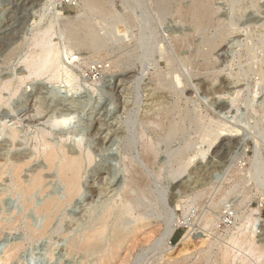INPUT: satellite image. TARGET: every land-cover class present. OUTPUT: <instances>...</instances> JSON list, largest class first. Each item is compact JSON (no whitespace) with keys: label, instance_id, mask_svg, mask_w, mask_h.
I'll return each mask as SVG.
<instances>
[{"label":"rangeland","instance_id":"rangeland-1","mask_svg":"<svg viewBox=\"0 0 264 264\" xmlns=\"http://www.w3.org/2000/svg\"><path fill=\"white\" fill-rule=\"evenodd\" d=\"M42 1L16 8L12 0H0V26L14 16L20 27L0 52V172L5 168L0 256L14 243L23 246L13 264H99L104 249L84 252L70 246L116 204L120 213L114 208L110 225L118 221L125 232L133 224L143 227L121 249L116 245L107 264H223L221 252L238 251L227 238L241 226L240 217L260 209L264 220V197L247 170L256 150L264 157V0H206L210 15L202 22L194 12L197 0H100L103 9L93 6L95 0ZM42 43L60 50L62 67L54 74L53 68L42 75L27 70L28 62L43 54ZM66 72L76 79L72 84L65 81ZM118 76L128 80L121 83ZM220 97L229 105L223 112L215 104ZM63 118L67 126L55 128L54 122ZM223 124L235 129L226 132L232 137L224 142L230 143L225 160L213 155L220 151ZM52 146L85 160L82 194L69 204L56 167L51 170L44 156ZM20 163L23 184L31 183L34 174L43 175L42 187L30 195L15 183L13 169ZM104 163L110 172L101 181L97 171ZM200 165L210 169L207 180ZM108 173L113 174L111 184ZM135 173L141 174L140 183L128 185ZM47 198L66 203L48 217L43 211ZM185 219L190 226L183 224ZM207 219L213 226L205 232ZM27 225L48 230L30 240ZM170 227L177 228L171 250L162 240ZM193 227L199 237L188 246L179 244ZM109 232L104 246L113 241ZM256 236V241L262 238ZM242 252L247 264L251 255Z\"/></svg>","mask_w":264,"mask_h":264},{"label":"bare ground","instance_id":"bare-ground-1","mask_svg":"<svg viewBox=\"0 0 264 264\" xmlns=\"http://www.w3.org/2000/svg\"><path fill=\"white\" fill-rule=\"evenodd\" d=\"M13 2L11 3V4H13V6H15L16 8H17V6H21V5H23V4H25V3H28V2H30V1H34V0H12ZM42 1V0H41ZM44 1V0H43ZM42 1V2H43ZM90 1V0H89ZM188 1V0H187ZM193 1V0H192ZM198 2L196 3V4H194L195 6H194V12L196 13V15H197V17L199 18V21L200 22H202V21H206V19H207V15H206V13L207 12H209V11H207L208 9H206L208 6H206V0H197ZM210 1V0H209ZM38 2V1H37ZM36 2V3H37ZM39 2H40V0H39ZM90 2H92V1H90ZM102 2V1H101ZM101 2H100V0H95L94 1V3H93V6L95 5V6H97V7H100L101 6ZM180 2V1H179ZM195 2V1H194ZM193 2V3H194ZM33 3V2H32ZM163 4V3H162ZM166 4V3H165ZM207 4H209V3H207ZM172 5V4H171ZM178 5V4H177ZM210 5V4H209ZM37 6V5H36ZM186 6V5H185ZM185 6H183V7H185ZM103 6H101V8H102ZM187 7V6H186ZM101 8L99 9V10H101ZM179 8V7H178ZM13 9H14V7H13ZM94 9V8H93ZM103 9V8H102ZM211 9V8H210ZM209 9V10H210ZM17 10V9H16ZM96 10H98V9H96ZM216 10H217V7H216ZM102 11V10H101ZM179 11V10H178ZM210 11H212V10H210ZM191 12V11H190ZM219 12V11H218ZM263 12V11H262ZM10 13H12V12H10ZM222 13V12H221ZM227 13V12H226ZM177 14V13H176ZM175 14V15H176ZM182 14V13H181ZM192 14V13H191ZM208 14V13H207ZM12 15V14H11ZM208 15H210V13L208 14ZM227 15V14H226ZM264 15V14H263ZM9 16V15H8ZM13 16V15H12ZM180 16V15H179ZM175 17V16H174ZM183 17V16H182ZM185 17V16H184ZM176 18V17H175ZM180 18V17H179ZM16 18L13 16V17H10V19L8 20V22H6L5 24H3L2 26H0V52H1V50H3V48L6 46V44L8 43V41L14 36V34L18 31L19 32V30H18V28H20L19 26H18V23L16 22V20H15ZM24 20V19H23ZM27 20V19H26ZM177 20H178V18H177ZM181 20V19H180ZM194 20V19H193ZM223 20V19H222ZM253 20V19H252ZM264 20V19H263ZM174 21V20H173ZM211 21V20H210ZM215 21V20H214ZM221 21V20H220ZM24 22V21H23ZM249 22V21H248ZM247 22V23H248ZM192 23V22H191ZM207 23V22H206ZM249 23H251V19H250V22ZM254 23V22H253ZM25 24H26V22H25ZM175 24V23H174ZM177 24V23H176ZM199 24V23H198ZM256 24V23H255ZM23 25V24H22ZM193 25V24H192ZM203 25H204V22H203ZM174 26V25H173ZM176 26V25H175ZM205 26V25H204ZM203 26V27H204ZM208 26V25H207ZM210 26V25H209ZM191 28V27H190ZM208 28V27H207ZM49 29V28H48ZM180 29V28H179ZM182 29V28H181ZM200 29V28H199ZM209 29V28H208ZM188 30V29H187ZM195 30V29H194ZM192 31V30H191ZM45 32V31H44ZM167 32V31H166ZM175 32V31H174ZM197 32V31H196ZM199 32H200V30H199ZM244 32V31H243ZM46 33V32H45ZM49 33V32H48ZM195 33V32H194ZM202 33V32H201ZM47 34V33H46ZM205 34V33H204ZM186 35V34H185ZM199 35V34H198ZM263 35V34H262ZM173 36H175V35H173ZM187 36V35H186ZM196 36V35H195ZM40 37V36H39ZM176 37V36H175ZM178 37V36H177ZM185 37V36H184ZM200 37V36H199ZM17 38H19V37H17ZM172 38V37H171ZM178 38H180V37H178ZM191 38H193V37H191ZM195 38V37H194ZM194 38H193V40H194ZM226 38V37H225ZM184 39V38H183ZM35 40H36V38H35ZM186 40V39H185ZM189 40H190V37H189ZM14 41H16V40H14ZM13 41V42H14ZM44 41V40H43ZM42 41V42H43ZM52 41V40H51ZM12 42V43H13ZM46 42V41H45ZM36 43H37V40H36ZM35 43V44H36ZM40 44H41V42H40ZM50 45H48V44H46L45 43V45L42 43V47L44 48V50L41 48V47H39V48H41L42 49V51H43V54H38V56H39V58H38V60H35L34 58H32V59H34V60H31L30 62H28V64H27V70L29 69L30 70V73L31 72H34L33 74H35L36 75V73H39V74H37V75H42L41 74V72L42 73H44L45 71H50L52 68H53V72H51V73H53L54 74V72H56V70H58L59 69V66H61L62 67V65H59L60 64V59H61V57L62 56H60L61 55V53L59 52L60 50H58V47L56 48L55 46H53L51 43H49ZM175 44V43H174ZM191 44V43H190ZM186 45V44H185ZM13 46V45H12ZM192 47V46H191ZM216 48H218V47H216ZM261 48V47H260ZM163 49V48H162ZM10 50V49H9ZM41 50H40V52H42ZM66 51H68V50H66ZM211 52H212V49H211ZM219 52H221V51H219ZM35 53H37V52H35ZM63 53V52H62ZM179 53V52H178ZM223 53V52H222ZM2 54V53H1ZM32 54V53H31ZM30 54V55H31ZM181 54V53H180ZM186 54V53H185ZM201 54V53H200ZM211 54V53H210ZM225 54V53H224ZM65 55V54H64ZM192 55V54H191ZM220 55V54H219ZM32 56V55H31ZM30 56V57H31ZM33 56H35V55H33ZM32 56V57H33ZM37 56V57H38ZM36 57V58H37ZM186 58V56H183V58ZM207 57H209V56H207ZM221 57V56H220ZM254 57H255V55H254ZM66 58V57H65ZM163 58V57H162ZM184 58V59H185ZM76 59V58H75ZM167 59V58H166ZM201 59V58H200ZM224 59V58H223ZM28 60H30V58L28 59ZM27 60V61H28ZM69 60H71V59H69ZM165 60V59H164ZM187 60V59H186ZM204 60V59H203ZM26 61V62H27ZM62 61V60H61ZM227 61V60H226ZM162 62V61H161ZM188 62V61H187ZM203 62V61H202ZM260 62V61H259ZM199 63V62H198ZM208 64V63H207ZM213 65V64H212ZM65 66V65H64ZM187 66H189V65H187ZM186 66V67H187ZM195 66V65H194ZM203 66V65H202ZM205 66H206V64H205ZM60 67V68H61ZM200 67V66H199ZM207 67V66H206ZM210 67V66H209ZM208 67V68H209ZM212 67V66H211ZM214 67V66H213ZM252 67V66H251ZM254 67V66H253ZM65 69H66V67H65ZM200 69V68H199ZM204 69V68H203ZM253 69V68H252ZM67 70H68V68H67ZM196 70V69H195ZM52 71V70H51ZM61 71V70H60ZM69 71V70H68ZM193 71V70H192ZM203 71V70H202ZM206 71V70H205ZM204 71V72H205ZM208 71V70H207ZM214 71V70H213ZM223 71V70H222ZM70 72V71H69ZM69 72H66V78H65V81L68 83V84H72V82H74V80H76L75 78H73L74 76H72V74H70ZM210 72V71H209ZM254 72V71H253ZM63 73V72H62ZM199 73V72H198ZM218 73V72H217ZM262 73V72H261ZM44 74H49V73H44ZM43 74V75H44ZM174 74H176L175 72H174ZM209 74V73H208ZM212 74H214L213 72H212ZM211 74V75H212ZM29 75V74H28ZM56 75V74H55ZM62 75V74H61ZM134 75V74H133ZM132 75V76H133ZM155 75V74H154ZM157 75V74H156ZM178 75V74H177ZM215 75V74H214ZM261 75V74H260ZM54 76V75H53ZM128 76H129V74H128ZM171 76H172V74H171ZM180 76V75H179ZM209 76H210V74H209ZM25 77H28V76H25ZM42 77V76H41ZM50 77V76H49ZM56 77H58L57 75L55 76V78ZM130 77V76H129ZM181 77V76H180ZM208 77V76H207ZM211 77V76H210ZM6 78V77H5ZM4 78V79H5ZM54 78V79H55ZM77 78V77H76ZM171 78V77H170ZM195 78V77H194ZM209 78V77H208ZM8 79V78H7ZM27 79V78H26ZM52 79H53V77H52ZM116 79V78H115ZM140 79V78H139ZM62 80V79H61ZM117 81L119 80L121 83L122 82H125L126 80H128V77H121V76H118L117 77V79H116ZM177 80H179V79H177ZM1 81V80H0ZM10 81H12V80H10ZM23 81V80H22ZM116 81V82H117ZM159 81V80H158ZM161 81H162V79H161ZM160 81V82H161ZM202 81V80H201ZM224 81V80H223ZM229 81V80H228ZM8 82H9V79H8ZM120 82H118V83H120ZM163 82V81H162ZM199 82H200V79H199ZM12 83V82H11ZM10 83V84H11ZM193 83V82H192ZM211 83V82H210ZM224 82H222V84H223ZM228 83V82H227ZM233 83H234V81H233ZM232 83V84H233ZM258 83V82H257ZM7 84H9V83H7ZM9 84V85H10ZM202 84V83H201ZM208 84V83H207ZM221 84V83H220ZM2 85H3V83H2ZM2 85H0V87L2 86ZM74 85V84H73ZM163 85V84H162ZM226 85V84H225ZM260 85V84H259ZM116 87H117V83H116V85H115ZM194 86V85H193ZM222 85H220V87H221ZM227 86H229V85H227ZM226 86V87H227ZM233 86V85H232ZM235 86V85H234ZM9 87V86H8ZM45 87V86H44ZM74 87V86H73ZM119 87V86H118ZM122 87V86H121ZM210 87V86H209ZM225 86L223 87L224 89L226 88ZM258 87V86H257ZM2 88H3V86H2ZM222 88V89H223ZM230 89H232L233 87H229ZM240 88V87H239ZM116 89V88H115ZM120 89V88H119ZM207 89V88H206ZM221 89V88H220ZM226 89H228V88H226ZM118 90V89H117ZM236 90V89H235ZM257 90V89H256ZM119 91V90H118ZM205 91V90H204ZM221 91V90H220ZM241 91V90H240ZM256 92V91H255ZM254 92V93H255ZM258 92V91H257ZM162 93V92H161ZM226 93V92H225ZM234 93H236V92H234ZM223 94V93H222ZM230 94V93H229ZM232 94V93H231ZM239 94H240V92H239ZM166 95H167V93H166ZM169 95V94H168ZM238 95V94H237ZM220 96V95H219ZM256 96V95H255ZM1 97V96H0ZM157 97V96H156ZM162 97V96H161ZM228 97V96H227ZM257 97V96H256ZM234 98V97H233ZM235 98H236V96H235ZM156 99V98H155ZM168 99V98H167ZM228 99V98H227ZM213 100V99H212ZM226 99H223L222 97H220V98H218L217 99V101H216V106H217V108L218 109H220L221 111L222 110H227L228 108H229V105L227 104V101H225ZM231 100V99H230ZM229 100V101H230ZM234 100V99H233ZM153 102H154V100H153ZM160 102V101H159ZM158 102V103H159ZM232 102H234V101H232ZM59 104V103H58ZM155 104V103H154ZM233 104H235V102L233 103ZM231 105V104H230ZM49 106V105H48ZM252 106V105H251ZM106 107V106H105ZM65 108V107H64ZM162 108V107H161ZM253 107H251V109H252ZM54 109V108H53ZM233 109V108H232ZM254 109V108H253ZM32 110V109H31ZM40 110H42V109H40ZM102 110V109H101ZM231 110V109H230ZM255 110V109H254ZM38 111V110H37ZM43 111V110H42ZM218 111V110H217ZM236 111V110H235ZM264 111V110H263ZM44 112V111H43ZM62 112V111H61ZM223 112V111H222ZM230 112V111H229ZM256 112V111H255ZM66 113V112H65ZM162 113V112H161ZM235 113V112H234ZM35 114H36V112H35ZM43 114V113H42ZM222 114V113H221ZM25 115H27L28 116V112H27V114H25ZM60 115H61V113H60ZM99 115V114H98ZM227 115H229V114H227ZM103 116V115H102ZM233 116V115H232ZM231 116V117H232ZM104 117V116H103ZM102 117V118H103ZM222 117V116H221ZM59 118H60V116H59ZM59 118H57V120H59ZM150 118V117H149ZM234 118H235V116H234ZM54 119H56V118H54ZM150 119H152V118H150ZM154 119V118H153ZM226 119V118H225ZM230 119V118H229ZM229 119H228V121H229ZM56 120V124H55V122H54V125H55V128H56V126L57 127H60V128H63V127H66L67 126V122H68V118H63L62 120H60V121H57ZM100 120V119H99ZM232 120V119H231ZM28 121H29V119H28ZM27 121V122H28ZM105 121V120H104ZM30 122V121H29ZM32 122V121H31ZM30 122V123H31ZM38 122V121H37ZM36 122V123H37ZM230 122V121H229ZM239 122V121H238ZM25 123H26V121H25ZM96 124V123H95ZM103 125V124H102ZM101 125V126H102ZM224 125V124H223ZM234 125V124H233ZM100 126V127H101ZM94 127V126H93ZM100 127H97L96 126V131L97 132H100V131H102L101 129L102 128H100ZM236 127V126H235ZM216 128V127H215ZM221 129V130H220ZM219 129V131H223V132H225L224 134L222 133V140L220 141V143L218 144V147L217 148H220L219 150L220 151H215L214 152V156H215V154L216 155H218L219 157H220V159L222 160V157L224 156L225 157V155L228 153V151H229V146H230V143H227L226 142V144L224 143L225 142V140H226V138L227 137H232V134L230 135V134H228V133H232L235 129L233 128V127H230V126H226V125H224V127H221ZM63 130V129H62ZM65 130V129H64ZM110 130V129H109ZM218 131V132H219ZM237 131V130H236ZM94 132V131H93ZM96 132V133H97ZM226 132H228V133H226ZM47 133V132H46ZM62 133V132H61ZM69 133V132H68ZM106 133H107V131H106ZM210 133V132H209ZM15 134H16V132H15ZM43 134V133H42ZM99 134V133H98ZM104 134V133H103ZM241 134V133H240ZM49 135V134H48ZM94 135V134H93ZM97 136H99V135H97ZM96 136V137H97ZM216 136V135H215ZM218 136V135H217ZM233 136H237V135H233ZM107 137V136H106ZM112 137V136H111ZM45 138V137H44ZM208 138V137H207ZM216 138V137H215ZM62 139H64V138H62ZM112 139V138H111ZM214 139V138H213ZM104 140H105V138H104ZM116 140V139H115ZM208 140V139H207ZM212 140V139H211ZM48 141V140H47ZM106 141V140H105ZM111 141V140H110ZM209 141V140H208ZM13 142H14V140H13ZM101 142V141H100ZM107 142V141H106ZM231 142V141H230ZM42 143V142H41ZM51 143V142H50ZM53 143V142H52ZM211 143H214V142H211ZM39 144V143H38ZM44 144V143H43ZM111 144V143H110ZM45 145V144H44ZM54 145V144H53ZM56 145V144H55ZM65 145V144H64ZM68 145V144H67ZM115 145V144H114ZM145 145V144H144ZM214 145V144H213ZM37 146V145H36ZM42 146V145H41ZM49 146H50V144H49ZM61 146V145H60ZM59 146V147H60ZM66 146V145H65ZM104 146V145H103ZM102 146V147H103ZM39 147V146H38ZM58 147V146H57ZM68 147V146H67ZM42 148V147H41ZM106 148V147H105ZM144 148V147H143ZM149 148V147H148ZM258 148H259V145H258ZM72 149V148H71ZM111 149V148H110ZM66 149H61V148H56V147H51V148H49L46 152H45V159H46V161H47V163H48V166L51 168V170L54 168V167H56V169H57V172H58V175L57 176H59L60 178H61V180L63 181V184H64V186H65V193H66V198H67V201H68V204H69V202H70V200L72 201V199H74V198H76L77 196H79L80 194H82L81 192H82V188H81V185H82V171H83V164H84V161L85 160H83V158L81 157L82 156V154H80V155H77V154H75V153H73V151L71 152V153H69V152H67V151H65ZM37 151V150H36ZM110 151V150H109ZM257 152H255L256 154H255V156L253 157V159H251V161H250V168L249 169H247L248 170V172H249V179L250 180H254L255 181V183H256V186H257V188H258V192L262 195V197H264V157L263 156H261V153L259 152V150H256ZM146 153H147V155L149 156V152L148 151H146ZM151 153H152V151H151ZM151 153H150V155H151ZM154 153V152H153ZM92 155V154H91ZM145 156V155H144ZM218 156H216V158L218 157ZM114 157V156H113ZM218 157V158H219ZM224 157H223V159H224ZM226 157H228V156H226ZM18 158V157H17ZM22 158V157H21ZM87 158H89V156L87 157ZM152 158H153V155H152ZM152 158H151V160H152ZM44 159V160H45ZM144 159V158H143ZM150 159V158H149ZM32 160V159H31ZM88 160H90V159H88ZM111 160V159H110ZM225 160V159H224ZM224 160H223V162H224ZM3 161V160H2ZM29 162H30V160H28ZM213 162H214V160H212ZM212 161H210L209 162V164L210 165H212ZM217 161H219V160H217ZM216 161V162H217ZM16 162V161H15ZM88 162H90V161H88ZM106 162V161H105ZM111 162V161H110ZM143 162V161H142ZM153 162V161H152ZM220 162V161H219ZM6 163V162H5ZM147 163V162H146ZM145 163V164H146ZM204 163V162H203ZM222 163V162H221ZM140 164V163H139ZM23 165L24 164H16L15 166H14V171H13V174H14V179H15V183H16V185L19 187V189L20 190H22L25 194L24 195H30V193H33L32 191L33 190H35V189H38V187H39V189H40V187H42L41 186V184H42V181H43V175H41L40 173L41 172H39V174L37 173V174H34L33 176H34V178H32L33 180H32V182L31 183H29L28 185H25L26 183H24L23 184V181L22 180H20V170H22L21 168L23 167ZM88 165V164H87ZM90 165V164H89ZM88 165V166H89ZM135 165V164H134ZM147 165H148V163H147ZM213 165H215V164H213ZM225 165H227V164H225ZM1 166V165H0ZM5 166V165H4ZM29 166V164L27 165V167ZM46 166V165H45ZM220 165H218V166H213V168L214 167H219ZM222 166H223V163H222ZM136 167V166H135ZM199 167V166H198ZM208 167V166H207ZM210 167V166H209ZM226 167V166H225ZM46 168V167H45ZM89 168V167H88ZM138 167H136L135 169H137ZM211 168V167H210ZM220 168V167H219ZM5 168H3V170H4ZM42 169V168H41ZM134 169V168H133ZM212 169V168H211ZM2 170V171H3ZM39 170V169H38ZM44 170V169H43ZM42 170V171H43ZM50 170V171H51ZM108 170V166H107V164H101V166L98 168V177H99V179H101V181L103 180V179H105V177H104V175L107 173V172H110V171H107ZM201 172H202V174H203V176L201 175V177H204V179H206L207 180V178H205V176H207V175H205L206 173H208L209 172V168H206L205 166H203V165H200V169H199ZM220 170V169H219ZM0 172V179H1V177L3 176V173H5V172ZM47 171V170H46ZM45 171V172H46ZM129 171V170H128ZM184 171H185V169H184ZM216 171V170H215ZM112 172V171H111ZM204 172V173H203ZM246 172V171H245ZM248 172H247V174H248ZM43 173V172H42ZM96 173V172H95ZM127 173V172H126ZM132 173V172H131ZM236 173V172H235ZM23 174V173H22ZM47 174V173H46ZM55 174V172L53 173V175ZM93 174V173H92ZM109 174V173H108ZM114 174H115V172H114ZM144 174V173H143ZM131 175V174H130ZM136 173L131 177V180L129 181L130 183L128 184V185H132V184H138V183H140V175L141 174H139V177L136 175ZM56 176V175H55ZM109 178H108V181H110L109 182V184H111L113 181H112V178H113V174H109ZM238 176V175H237ZM93 178V177H92ZM107 178V177H106ZM145 178V177H144ZM45 179V178H44ZM141 179H143V178H141ZM203 179V178H202ZM203 179V180H204ZM210 179V178H209ZM60 180V179H59ZM189 180V179H188ZM1 181V180H0ZM6 181V180H5ZM22 181V182H21ZM103 181H105V180H103ZM107 181V180H106ZM144 181H146V180H144ZM200 181V180H199ZM205 181V180H204ZM210 181H211V179H210ZM93 182H95V181H93ZM99 182V181H98ZM208 182V181H207ZM128 183V182H127ZM143 183V182H142ZM145 183H147V182H145ZM179 183V182H178ZM206 183V182H205ZM243 183V182H242ZM93 185V184H92ZM95 185V184H94ZM181 185H182V183H181ZM181 185H177V187H179V186H181ZM45 186V185H44ZM112 186V185H111ZM139 186V185H138ZM145 186V185H144ZM255 186V187H256ZM124 187H125V185H124ZM176 187V188H177ZM127 188V190H128V186L126 187ZM125 188V189H126ZM139 188H141V186L139 187ZM15 189V188H14ZM114 189H116V188H114ZM135 189H137V188H135ZM122 190V189H121ZM126 190V191H127ZM17 191V190H16ZM114 191V190H113ZM102 192H104V191H102ZM110 192V191H109ZM129 192V191H128ZM92 193H94L95 194V191L93 190V192ZM116 193V192H115ZM123 192H121V194H122ZM126 193V192H125ZM117 194H118V192H117ZM127 195V194H126ZM99 196V195H98ZM24 197V196H23ZM27 197H29V196H27ZM59 197V196H58ZM63 197V196H62ZM127 197H129V195L127 196ZM55 198V197H54ZM131 198V197H130ZM130 198H128V200L130 199ZM31 199H32V197H31ZM127 198H125V202L127 201L126 200ZM62 200V199H61ZM61 200H60V202L58 201V199L56 198V199H50V200H48V198H47V201L46 202H44L45 203V205H43L44 207H43V211L47 214L46 216H52V214L54 213V210L55 209H57L58 207L60 208V206L61 207H63L62 205H63V203H66V200H65V202H61ZM64 200V199H63ZM92 200V199H91ZM113 200V199H112ZM120 200V199H119ZM123 200V199H122ZM130 200H133V199H130ZM110 201V200H109ZM108 201V202H109ZM121 201V200H120ZM123 201V202H124ZM32 202V201H31ZM30 201H29V203H31ZM106 202V201H105ZM107 202V203H108ZM120 203V202H119ZM130 203H131V201H130ZM133 204V203H132ZM131 204V205H132ZM30 205V204H29ZM115 205V207H117V205L116 204H114ZM130 205V206H131ZM112 206H113V204H112ZM125 206H126V203H125ZM125 206H123L122 205V208L123 207H125ZM128 206V205H127ZM42 207V206H41ZM109 207V206H108ZM115 207H111L110 206V212L109 213H107V211H105V215H106V213L108 214L106 217H105V215H104V217L105 218H103V216H102V218L100 217L99 219L100 220H98L97 221V223L95 224V226L93 227V228H91V229H89L88 231L86 230L85 231V233L82 235V237L81 238H77V239H74V240H72V243H71V248H73V249H75V250H78V251H84V252H86V251H93V250H98V249H104V250H102L103 252L105 251V255L103 256V258H101L102 260L100 261V263L99 264H107L108 263V261H110L111 260V254L113 255V250L115 251V247H116V245H117V249L119 248V249H121L122 247H123V244L129 239V237L130 236H133V235H135L137 232H139L141 229H142V227L141 226H139L138 224H133L132 226H130V228H128L127 230H126V232L125 231H122V230H120L121 229V227L119 228L118 227V225H116V223L118 222V221H116V223L115 222H113V225H110V217H114V208ZM131 207H133V206H131ZM130 207V208H131ZM113 208V209H112ZM116 209V208H115ZM108 210H109V208H108ZM130 210V209H129ZM133 210V209H132ZM132 210H130V212L132 211ZM116 211H118L117 213H120L119 212V210L118 209H116ZM116 211H115V214H116ZM122 211V210H121ZM127 212H129V211H127ZM126 212V213H127ZM260 209H254V210H251V212L249 213V215L248 216H243L242 215V217H240L241 218V220L243 221H241L240 219H238L239 221H241V226L238 228V230L236 231V232H233L232 234H230L229 236H228V238L227 239H229L228 240V243H230L232 246H234V248L236 247V249H238V251L237 252H235V253H233V251L234 250H224L223 252H221V261H222V263L223 264H232L233 262H239L240 261V263L239 264H245L246 262H247V258H241L240 256V253H238V252H241V251H245V252H248V253H250V255H251V258L252 259H250V260H248V263L247 264H264V220L261 218V216H260ZM51 214V215H50ZM57 214V213H56ZM130 214V213H129ZM133 214V213H132ZM54 215H55V213H54ZM96 215V214H95ZM48 216V217H49ZM116 216V215H115ZM121 217V216H120ZM125 217V216H124ZM137 217V216H136ZM173 217V216H172ZM238 217V218H239ZM51 218V217H50ZM115 218H117V217H115ZM114 218V219H115ZM135 218V217H134ZM138 218V217H137ZM221 218V217H220ZM17 219V218H16ZM98 219V218H97ZM171 219V218H170ZM214 219V218H213ZM212 219V220H213ZM49 220V219H48ZM113 220V219H112ZM117 220H120V219H117ZM141 220V219H140ZM173 220V219H172ZM184 220V219H183ZM219 220V219H218ZM221 220H223L222 218L220 219V221ZM18 221V220H17ZM26 221H28V220H26ZM47 221V220H46ZM96 221V220H95ZM114 221V220H113ZM137 221V220H136ZM171 221V220H170ZM15 222V224H16V221H14ZM51 222H52V220H51ZM127 222V221H126ZM135 222V221H134ZM133 222V223H134ZM213 222V221H212ZM215 222V221H214ZM1 223H2V221L0 222V226H1ZM13 223V222H12ZM29 223V222H28ZM178 223V222H177ZM2 224H4V223H2ZM11 224V223H10ZM47 224V226H48V222L46 223ZM45 224V225H46ZM93 224V223H92ZM111 224H112V222H111ZM179 224H182V223H179ZM179 224H177V225H179ZM184 225L185 224H189V220H187V219H185V223H183ZM240 224V223H239ZM11 225H13V224H11ZM26 225V224H25ZM45 225H44V228H45ZM121 225V224H120ZM169 225V224H168ZM191 224H189V226H190ZM204 226V229H202V230H205V232H206V230L207 231H210L209 230V228L210 229H212V224H211V219H207L206 220V223L205 224H203ZM3 226V225H2ZM27 226H29V225H27ZM47 226H46V229H42V231H40V229L38 230V231H34V228L32 229V228H30V226L28 227V231H29V239L31 240V239H34V238H39V236H41L43 233H44V231L46 232V230H48L47 229ZM195 226V225H194ZM211 226V227H210ZM215 226H217L216 225V222H215ZM4 227H5V225H4ZM10 228H12L11 226H10ZM10 228H9V230H10ZM49 228H50V226H49ZM196 228H191L188 232H186V234L185 235H183V237H182V239L180 240V242H179V244H181V245H184V246H188L189 245V242H191V241H193V240H195V239H197L196 237H199V234H200V232H198V230H195ZM111 231L112 232V237H113V241L111 242V244H109V246L108 245H106V246H104V242L106 241V237H107V232L108 231ZM177 230V228L175 227H170L169 229H167V231L165 232V234L162 236V240H164L165 241V244L168 246V248L171 250V249H173L174 247H173V245L170 243V239H171V237H172V235L175 233V231ZM83 232V231H82ZM111 232H109V233H111ZM202 233V232H201ZM204 233V232H203ZM211 233V232H210ZM209 232H208V234L206 235H204V237H208V239L207 240H204V239H206V238H203V240L204 241H208L209 240V237L211 236V234H210ZM256 234L258 235V237L260 236V237H262V238H260L258 241H256ZM44 235V234H43ZM42 235V236H43ZM45 236V235H44ZM74 237V236H73ZM108 237H109V235H108ZM202 239V238H201ZM261 243L260 245H258L257 243ZM107 243H108V241H107ZM210 243H212L211 241H210ZM192 245V244H191ZM209 246H210V244H208ZM216 245V244H215ZM23 245H21V244H14L13 243V245L10 247V248H7V249H5L4 250V255L1 257L0 256V264H13V261L14 260H16L17 259V256H18V252L21 250V247H22ZM209 246H208V248H209ZM69 250V249H68ZM101 251V250H100ZM102 251H101V253H102ZM184 251H187V250H184ZM207 252V251H206ZM242 252V253H243ZM185 253V252H184ZM209 253V252H208ZM242 256H243V254H242ZM247 257H249V256H247ZM220 261V262H221ZM232 262V263H231ZM167 264H170V263H167ZM174 264H176V263H174ZM177 264H183V262H178ZM185 264V263H184ZM234 264V263H233ZM236 264V263H235Z\"/></svg>","mask_w":264,"mask_h":264}]
</instances>
